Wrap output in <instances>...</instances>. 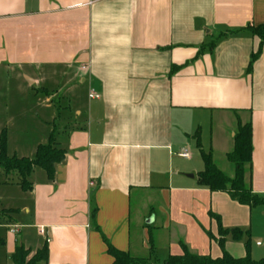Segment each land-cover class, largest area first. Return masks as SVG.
I'll return each instance as SVG.
<instances>
[{"label": "crops", "instance_id": "obj_1", "mask_svg": "<svg viewBox=\"0 0 264 264\" xmlns=\"http://www.w3.org/2000/svg\"><path fill=\"white\" fill-rule=\"evenodd\" d=\"M263 23L264 0H0V67L55 108L61 124L52 130L64 150L53 181L38 168L27 192L13 176L0 180L11 189L0 208L18 211L0 218L7 264L17 243L33 254L45 242L47 264H113L110 247L150 263L153 232L169 235L162 264L182 253L181 243L217 258L210 213L242 232L226 238L232 257H244L249 239L251 258L264 259V206L210 192L198 185L200 171L179 160H191L195 142L231 177L233 167L221 169L215 155L226 159L238 121L249 122L246 181L264 196V41L245 31ZM52 130L20 157L32 158ZM143 193L159 196L136 224L149 248L132 235L144 214L132 198Z\"/></svg>", "mask_w": 264, "mask_h": 264}, {"label": "trees", "instance_id": "obj_2", "mask_svg": "<svg viewBox=\"0 0 264 264\" xmlns=\"http://www.w3.org/2000/svg\"><path fill=\"white\" fill-rule=\"evenodd\" d=\"M250 35L258 37L260 41H264V23L257 26H248L245 28ZM212 47V46H211ZM248 70L251 67V62ZM178 68L172 67L170 74L176 72ZM252 135L250 123H240L238 121L233 137V148L226 155L227 161L233 167V175L231 177L220 171L212 160L210 153H201L204 168L197 175L198 185L206 188L210 192H223L229 198L239 205L248 208L264 206V196L254 194L250 188L249 182L246 181V173L250 167L252 154ZM64 160V150L60 149L54 138V132L50 133L46 143L36 147L32 158L18 157L13 154L7 156L5 151L4 132L0 137V170L6 177L14 176L16 184L22 191L27 192L31 189L28 177L34 168H39L47 176L49 181H53L55 174V166ZM15 210L0 209V218L15 213ZM217 225V239L210 233L208 236L216 240L221 256L211 258L209 256L196 255L191 253L184 244H180L182 253L178 256H169L164 264H264V259L254 260L250 256L249 239L244 244L245 255L242 258H234L225 250L226 238L228 235L239 241L242 238V232L235 229H225L222 227L220 217L210 213ZM107 243V241H105ZM108 244V243H107ZM113 256V264H142L144 260L129 256L126 253L115 250L110 247ZM47 245L46 242L40 249L33 254L21 243H17L13 253L9 256V264H47Z\"/></svg>", "mask_w": 264, "mask_h": 264}, {"label": "rangeland", "instance_id": "obj_3", "mask_svg": "<svg viewBox=\"0 0 264 264\" xmlns=\"http://www.w3.org/2000/svg\"><path fill=\"white\" fill-rule=\"evenodd\" d=\"M14 73L15 72L10 67H0V137L1 133L4 132L5 151L7 156L15 154L20 157L30 155L28 153L33 149L34 145L45 142L47 133L52 129H58L61 123L57 119L58 114L55 108L49 111L42 105L44 96L38 93V91L36 92L29 88L25 81ZM86 89V85L81 86L78 97H82L83 91H86ZM48 119L50 120L49 122H51L49 126L44 122V120L48 121ZM188 150L191 160L185 162L179 159L181 161L180 164H189L197 169V171L203 170L204 163L200 150L195 142H192ZM215 161L218 167L224 170L228 165H231L224 159L223 155L219 153H216ZM4 177V174L0 171V180L4 179ZM11 177L12 176L8 177V179H11ZM10 191V187L0 185V199L3 198L4 200H1L2 207H4L3 203L8 201L6 198L9 197L8 194ZM157 200H159V196L150 193H143L137 199L134 197L132 198V210L136 211L140 209L141 212H144L142 216H138L136 219L134 217L135 223H133L134 228L132 235L133 241L138 245L141 244V241H144L148 248L150 247L149 242L147 243L148 239H146V233L141 234L136 224L138 222L142 223L143 227L144 223L147 221L143 217L146 215L145 211L147 213L149 206L153 205L152 203ZM154 209H156V207H154ZM15 211V213L10 215L13 219L18 217V211ZM6 217L7 216H3V219H6ZM5 227L6 224L0 219V264L8 263L6 246L4 244L8 231ZM167 234L153 232L151 243L155 248V257L151 259L152 261L150 263L144 264H162L161 257L164 253V244L169 236H167ZM160 235L161 237H158Z\"/></svg>", "mask_w": 264, "mask_h": 264}, {"label": "built area", "instance_id": "obj_4", "mask_svg": "<svg viewBox=\"0 0 264 264\" xmlns=\"http://www.w3.org/2000/svg\"><path fill=\"white\" fill-rule=\"evenodd\" d=\"M89 98H96V95L93 94L92 92L89 94ZM180 157L184 158V159H188L189 158V154L187 151L182 150L179 154Z\"/></svg>", "mask_w": 264, "mask_h": 264}]
</instances>
